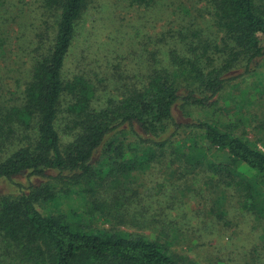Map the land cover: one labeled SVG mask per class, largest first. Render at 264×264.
Here are the masks:
<instances>
[{
	"label": "trees",
	"instance_id": "16d2710c",
	"mask_svg": "<svg viewBox=\"0 0 264 264\" xmlns=\"http://www.w3.org/2000/svg\"><path fill=\"white\" fill-rule=\"evenodd\" d=\"M95 1L0 0V264H191L171 226L145 234L93 221L124 222L104 195L162 159L215 193L217 216L234 189L264 220V135L239 133L241 108L264 96V0H124L144 8L137 80L95 62L67 75ZM154 10L176 16L156 37ZM229 105L228 129L195 117ZM148 214L126 218L145 226Z\"/></svg>",
	"mask_w": 264,
	"mask_h": 264
},
{
	"label": "rangeland",
	"instance_id": "374dc122",
	"mask_svg": "<svg viewBox=\"0 0 264 264\" xmlns=\"http://www.w3.org/2000/svg\"><path fill=\"white\" fill-rule=\"evenodd\" d=\"M147 17L151 18L148 31L155 37L176 23V16L162 15L158 10L148 13ZM47 19L51 24L52 19L48 16ZM82 23L68 57L67 75L90 69V63L95 62L96 68L101 64L102 67L98 68L101 71H106L105 68L115 71L118 67L126 70L132 80H137V75L140 79L144 77V64L136 59L137 51L141 53L144 48V8L131 7L124 0H97L90 4ZM116 82L118 80H114ZM244 87L251 88V81ZM235 91H230L226 97ZM253 99L252 103L241 108L246 125L241 126L239 133L256 140L264 135V96L255 94ZM195 117L208 118L228 129L237 116L234 107L229 105L199 111ZM128 180L130 184L126 190L115 195L106 194L103 200L113 208L111 215L122 212L132 217L140 210L144 212V208L149 209V224L144 226L143 218L127 219L125 215L124 222L113 216L109 220L95 219L93 227L157 234L171 226L167 231H173L171 239L176 240H170L175 243L173 248L185 254L191 264L194 261L200 264H264V220L239 205V196L234 189L227 191L226 212L219 217L212 210L215 193L192 179L181 178L178 167L170 165L169 159L159 160L150 168L135 172ZM116 200L121 201L119 205Z\"/></svg>",
	"mask_w": 264,
	"mask_h": 264
}]
</instances>
